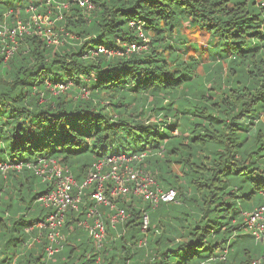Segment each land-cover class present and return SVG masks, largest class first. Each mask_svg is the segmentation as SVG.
Returning <instances> with one entry per match:
<instances>
[{
	"label": "trees",
	"instance_id": "16d2710c",
	"mask_svg": "<svg viewBox=\"0 0 264 264\" xmlns=\"http://www.w3.org/2000/svg\"><path fill=\"white\" fill-rule=\"evenodd\" d=\"M92 2L86 13L78 0H0V24H33L7 59L11 38L0 33V163L10 165L0 168V264H264V243L237 232L264 202V0ZM35 11L75 37L49 43ZM139 25L147 49L128 52L143 43ZM193 27L208 33L206 47L185 32ZM47 82L72 84L54 93ZM123 153H145L140 167L176 201L120 195L111 200L128 217L116 225V209L99 204V245L80 224L96 205L86 186L49 257L38 223L52 208L39 197L54 181L25 164L56 159L82 185L96 161Z\"/></svg>",
	"mask_w": 264,
	"mask_h": 264
},
{
	"label": "built area",
	"instance_id": "2783aa9c",
	"mask_svg": "<svg viewBox=\"0 0 264 264\" xmlns=\"http://www.w3.org/2000/svg\"><path fill=\"white\" fill-rule=\"evenodd\" d=\"M50 1L51 0H47V4H49ZM78 3L81 7L85 8L86 13H89V10L93 6L92 0H78ZM59 6L67 7L68 3H63ZM49 11L51 12L50 9ZM36 12L37 11L32 15L35 16V18L32 19L35 26L37 25L38 27L39 23L42 21V16H47L51 22H54L49 13L42 14ZM58 17L61 18L62 15L60 14ZM132 25H136V22H132ZM31 26H33V24L30 21L26 23L19 21L13 29L1 30L2 27L0 28L1 34L9 32L11 38V44H6L4 47L5 59H7L16 48V34L29 33ZM37 27L34 31L38 34H44L49 43L59 44L61 42L59 36L44 33L43 29L39 30ZM138 29V34L143 43H132L128 45V52L139 51L148 46L149 39L145 35L143 28L139 25ZM98 52H103L108 56L117 53L104 46H100ZM70 84L58 83L57 85H51L50 82H47L48 87L54 93L67 90ZM89 93L90 91L88 89H83L81 95L84 97L88 96ZM144 157L145 153L133 155H126L123 153L101 158L95 162L93 170L89 173L82 185L79 184L73 175L65 170L56 159L39 158L36 163L27 162L25 164L26 167L34 170L43 180L54 181L53 189L39 197V201L43 203L45 207L52 208V211L45 220L38 223V226L47 227L49 229L48 238L50 244L46 248L49 257L59 250L58 245L64 238L62 227L65 223L66 214L70 209L78 210L82 191L86 186H93L92 197L96 201V205L89 210L87 217L81 220L80 224L89 231L90 235L98 241L99 245H101L105 236V226L101 219L96 217L99 215V204L110 205L112 208L116 209L111 218L112 224L116 225L123 222L128 217L125 208L117 206L116 203L111 200L118 198L120 195L133 194L142 196L154 207L158 206L160 203L176 201V190L174 188L165 189L159 186L154 176L140 167V163L144 160ZM22 165V163H19L13 165V167L21 169ZM9 167V164L0 163V168L3 171L7 170ZM94 217L96 218L92 223L90 219ZM148 225L149 215L145 213L143 216L142 230L147 231ZM243 225L245 228L249 229L255 240L264 243V202L261 206L244 213ZM144 243L145 241L142 239L140 245ZM260 263L261 260L253 261V264Z\"/></svg>",
	"mask_w": 264,
	"mask_h": 264
},
{
	"label": "rangeland",
	"instance_id": "374dc122",
	"mask_svg": "<svg viewBox=\"0 0 264 264\" xmlns=\"http://www.w3.org/2000/svg\"><path fill=\"white\" fill-rule=\"evenodd\" d=\"M95 4L93 3V6H92V8L89 10V13L91 12V10L92 9H94L95 8ZM37 13V12H36ZM33 18H35V16H32V19ZM40 19V18H39ZM42 21L39 23V25H40V27H39V25H38V27H37V25H36V27H37V29H43L44 30V33H48L49 35H57V36H65V34L64 33H66V35L68 34L70 37H75V35H73V34H70V33H68V32H66L65 30H64V28L63 27H55V21L54 22H51L48 18H47V16L46 17H44V16H42V19H41ZM1 27H3L2 29L3 30H8L9 28V26L7 25V24H5V23H3V24H0V28ZM4 27H6V28H4ZM35 27V28H36ZM31 30H32V27H31ZM35 30V29H34ZM182 31H183V29H182ZM185 32L186 33H188V36H189V38H191V41H197L198 43H199V45L201 46V47H206L207 46V38H208V33L206 32V31H203L202 29H198V27H193V28H189L188 30H185ZM68 36V37H69ZM61 40V39H60ZM8 46V45H7ZM145 49H147V48H145ZM140 51V50H139ZM189 55H194L195 57H196V55H199L196 51H195V49H193V48H189ZM189 55H185L184 57L185 58H188L189 57ZM202 59V58H201ZM198 72H202V67H201V65H199L198 66ZM173 170L174 171H176L177 173L179 172V168H178V166L176 165L174 168H173ZM237 232H242V233H247V232H250L249 231V229H247V228H245V229H243V230H241V231H237Z\"/></svg>",
	"mask_w": 264,
	"mask_h": 264
}]
</instances>
